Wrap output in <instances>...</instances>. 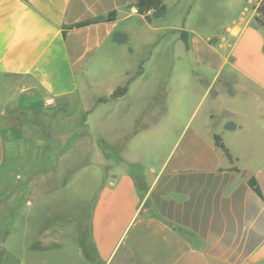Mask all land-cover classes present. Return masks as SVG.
Returning <instances> with one entry per match:
<instances>
[{
    "label": "crops",
    "instance_id": "crops-1",
    "mask_svg": "<svg viewBox=\"0 0 264 264\" xmlns=\"http://www.w3.org/2000/svg\"><path fill=\"white\" fill-rule=\"evenodd\" d=\"M136 1L0 0V264H264V199L248 184L254 178L264 197V26L255 19L261 0H201L197 12L232 13V26L221 33L195 23L193 7L178 26L163 23L168 7L148 21ZM111 11L114 21L63 36L64 26ZM134 24L143 38L154 31L181 40L186 31L184 49L214 70L183 71L185 84L191 81L185 87L195 92L194 111L163 125L176 134L159 164L131 154L142 131L120 158H107L99 146L105 138L92 134L99 171L112 174L90 183L80 175L54 179L63 168L59 154L72 150L65 146L70 132L62 147L56 136L81 117L88 124L93 111L114 101L96 104L99 84L89 71H120L124 79L110 96L143 63L133 72L123 66L134 54ZM116 32L127 42H114ZM184 93L174 94L178 110ZM204 99L206 115L197 116ZM131 114L134 121L145 110ZM215 135L233 161L216 147Z\"/></svg>",
    "mask_w": 264,
    "mask_h": 264
},
{
    "label": "rangeland",
    "instance_id": "rangeland-1",
    "mask_svg": "<svg viewBox=\"0 0 264 264\" xmlns=\"http://www.w3.org/2000/svg\"><path fill=\"white\" fill-rule=\"evenodd\" d=\"M200 1L165 0L169 14L163 23L178 26L180 19L182 20L186 12L193 7L190 14L191 19H194L195 23L196 21L203 22L206 26L213 24L214 29L220 33L223 31L222 28L232 26L231 22L233 19H231L232 13L230 12H197L196 9L200 5ZM192 4L194 5L192 6ZM135 26L137 25L134 24ZM139 32L135 27L131 35L134 54L123 61V66L128 67V70L133 72L143 62V73L141 77L130 85L125 97L116 99L111 104L100 106L103 108H99L98 112L97 110L93 111L91 117L87 119L88 124L85 118L81 117L77 123L71 125L70 129H65L63 134H56V145H61L62 147L64 144L61 137L70 132L72 139H65V146L69 143L72 150L70 156H63L62 153L59 154L60 167L63 168L55 173L54 179H75L80 175L81 182L87 180L90 183L101 181L102 179L104 181L106 176L112 174L111 171L107 173H101L99 171L100 166L95 162L93 135L105 138V140L99 142V146L102 147L107 158H120V152L127 145H130L128 142L133 133L138 130L142 131L144 136H139V140L131 145V154L141 157L148 165L159 164L172 145L176 134V130L170 128L162 131L164 130L162 128L163 125L168 119L177 116V114L179 116L182 115V120L184 121L194 111L195 103L192 104L193 101L191 100L190 102L189 99H191L190 96L195 92L192 93L189 88L185 87L186 85H190L191 81L185 84L184 79L186 77L183 76V71L188 73L189 71L214 70L208 69L202 64H196L192 55L184 49L182 41L175 35L171 33L164 34L163 32L156 35L154 31H151L149 36L143 38ZM119 72L111 68L107 71H89L88 79L99 84L98 88L94 90L95 93H93L99 96L97 99L104 98L103 96H109L111 93L109 88L115 89L116 86L122 83L124 78L119 75ZM181 79L183 83H181ZM203 83L197 84L202 85ZM178 84H181L182 87H180L181 85L177 87ZM176 90L186 91L182 95L184 97L182 98L183 104L180 110L175 108L176 99L174 94ZM168 93L173 96L168 97L166 101V95H169ZM5 97L6 95L3 99ZM165 101L166 109L162 110ZM96 104L102 103H97L96 100ZM206 107L207 103L204 99L195 114L197 116L206 115ZM136 110H145V114L140 117L139 115L136 116L133 121L131 113ZM165 110L166 113L164 114ZM58 116L63 117L61 114ZM64 120L66 121V117ZM160 132L165 134V137L162 139L158 138L161 135ZM78 141H81V144L74 149L73 146ZM79 160L81 168L79 170H73L74 164L78 163ZM67 167L69 168L68 171ZM25 175L27 173H24ZM134 175H136V181L140 184L141 180L137 176V173H134ZM92 188L88 189V191L93 190ZM61 263L66 264L64 260Z\"/></svg>",
    "mask_w": 264,
    "mask_h": 264
},
{
    "label": "trees",
    "instance_id": "trees-1",
    "mask_svg": "<svg viewBox=\"0 0 264 264\" xmlns=\"http://www.w3.org/2000/svg\"><path fill=\"white\" fill-rule=\"evenodd\" d=\"M135 7L137 9L138 14L145 15L146 19L148 21H151V19H158L162 18L167 13V6L164 2V0H137L135 2ZM151 13L150 15L148 13ZM117 12L111 11L106 16H99L93 19H88L79 23H75L72 25L64 26L63 27V36H65L66 32L68 30L74 29V28H82L86 27L91 24H97V23H103V22H111L114 21L116 18ZM256 22L260 26H264V0H262L257 8L256 16H255ZM181 41L185 47V49L189 48L188 43V34L186 31H181L180 33ZM112 40L117 43H126L128 38L125 33L116 32L113 35ZM142 64H140L138 70L128 79L125 85L118 87L109 97L99 98L97 99V103H107L110 100H115L118 98H121L126 95L129 89V85L131 82L136 79L139 75L142 74ZM228 129H233L235 125L228 123L226 125ZM214 142L216 147L220 148L223 152V154L230 160L233 161L232 156L230 155L228 149L224 146L222 143L221 137L219 135H215ZM135 173V171H134ZM249 186L254 190V192L264 199L260 188L254 178H250L248 180Z\"/></svg>",
    "mask_w": 264,
    "mask_h": 264
},
{
    "label": "built area",
    "instance_id": "built-area-1",
    "mask_svg": "<svg viewBox=\"0 0 264 264\" xmlns=\"http://www.w3.org/2000/svg\"><path fill=\"white\" fill-rule=\"evenodd\" d=\"M261 1H262V0H261ZM261 1H260V2H261ZM259 4H260V3H259ZM258 6H259V5H258ZM257 8H258V7H257ZM256 11H257V9H256Z\"/></svg>",
    "mask_w": 264,
    "mask_h": 264
}]
</instances>
